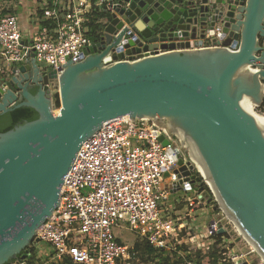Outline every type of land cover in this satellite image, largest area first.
<instances>
[{
	"label": "water",
	"instance_id": "95a60500",
	"mask_svg": "<svg viewBox=\"0 0 264 264\" xmlns=\"http://www.w3.org/2000/svg\"><path fill=\"white\" fill-rule=\"evenodd\" d=\"M103 12L100 40L59 77L43 72L34 52L9 75L0 72V112L38 113L0 133V264L39 242L81 143L118 117L164 124L264 259V129L249 109L264 102V0H119ZM207 33L211 45L199 46ZM109 50L117 62L103 67ZM56 78L55 114L49 82ZM186 165L182 175L199 182Z\"/></svg>",
	"mask_w": 264,
	"mask_h": 264
},
{
	"label": "built area",
	"instance_id": "2783aa9c",
	"mask_svg": "<svg viewBox=\"0 0 264 264\" xmlns=\"http://www.w3.org/2000/svg\"><path fill=\"white\" fill-rule=\"evenodd\" d=\"M111 1L119 4V0H41L39 26L26 42L17 16L1 14L2 73L8 75L13 66L27 63L34 52L43 72L55 70L59 77L68 61L83 60L84 49L96 43L87 36L88 16L107 9ZM211 38L207 33L201 46L211 45ZM113 52L101 59L103 67L117 62ZM160 53L157 49L142 56ZM49 88L58 95L57 78ZM57 111L53 104V112ZM186 163L164 124L143 118L107 120L81 143L63 179L60 203L35 236L53 249L59 264H129L130 246L115 234L122 225L157 252L178 259V264H202L203 259V264H259L247 258L252 246L250 251L239 248L246 239L238 228L236 235H229L230 219L223 211L222 220H201L207 210L219 208L218 200L194 165L190 174L196 171L199 182L182 175ZM218 223L223 233H218ZM8 264L34 262L24 257Z\"/></svg>",
	"mask_w": 264,
	"mask_h": 264
},
{
	"label": "trees",
	"instance_id": "16d2710c",
	"mask_svg": "<svg viewBox=\"0 0 264 264\" xmlns=\"http://www.w3.org/2000/svg\"><path fill=\"white\" fill-rule=\"evenodd\" d=\"M2 13L5 14L7 13V11H3ZM107 16L108 15L103 11H96V10H93L89 14L88 21L86 22V25L88 27L87 36L91 39L92 42H98L100 40L102 35L101 31H102L103 20H105ZM30 91L32 93H35L36 88L34 90L30 89ZM54 106L59 107L58 95H56ZM37 117H38L37 111L30 106H20L17 108H13L12 110H9L7 112H0V133L8 131L9 129L13 128L17 124L22 123L24 121H32ZM26 249H27V253L25 254V258L32 261L36 251L34 243H31ZM24 251L25 250L20 252L18 254V257L23 255ZM130 254L132 258L131 260H129V264H135L136 261L134 259L136 258L141 259V261H143L144 264H153V258L155 257H160L165 255L168 256V258L170 257L169 253L163 251L157 252L145 240H141L139 238H137L130 247ZM168 258L166 257V261L168 262V264H178L179 262L178 259L172 261L170 257L169 258L171 262L170 263L168 261L169 260ZM12 261L13 260H10L8 263ZM255 262L257 261L255 260ZM68 263L69 262H65V264ZM203 263H204V259L202 260V264ZM154 264H164V263L159 261V262H155Z\"/></svg>",
	"mask_w": 264,
	"mask_h": 264
},
{
	"label": "crops",
	"instance_id": "0c3cea01",
	"mask_svg": "<svg viewBox=\"0 0 264 264\" xmlns=\"http://www.w3.org/2000/svg\"><path fill=\"white\" fill-rule=\"evenodd\" d=\"M40 2L41 0H14V2H9L6 5V9H11V13H14L17 16L19 28L24 42L30 40L31 35L39 26L37 16L40 13ZM1 14L3 13L0 12V15ZM205 40L206 39L198 41L201 42L199 46L205 45ZM9 74L10 72L8 75ZM34 246L36 249L34 258L32 260L34 264H59L57 260L53 259V249L48 244L44 242H36L34 243Z\"/></svg>",
	"mask_w": 264,
	"mask_h": 264
},
{
	"label": "rangeland",
	"instance_id": "374dc122",
	"mask_svg": "<svg viewBox=\"0 0 264 264\" xmlns=\"http://www.w3.org/2000/svg\"><path fill=\"white\" fill-rule=\"evenodd\" d=\"M9 2H14V0H0V12H3V11H7V13H11V9H6V5L9 3ZM39 66H42L41 63H39ZM2 69V63L0 61V72ZM55 98H56V95H53V104H54V101H55ZM60 105V104H59ZM58 108V107H57ZM256 110L262 114H264V103L260 104L259 106L256 107ZM174 137V136H173ZM175 139V137H174ZM176 141V139H175ZM177 146L180 148V151H181V157L186 160L187 162L191 163L192 165H194L192 162H194L192 159L193 157L191 155H187L180 147V144L177 143ZM195 170V169H194ZM196 174H198L196 171H194ZM179 194V193H178ZM219 201L217 202V205H219ZM223 211L221 209V207L219 206V208H216L215 210L213 211H210V210H207L204 214V217L201 219L202 221H205L206 223H208L211 219H216V220H222V218H224V216L222 215V212ZM224 215L227 216L224 212ZM226 220V219H224ZM230 226H229V230H230V234L229 235H236V232L234 230L237 229V226L235 225V223L230 220ZM115 234L116 236L119 238V240L121 242H123L124 244L130 246L137 238L135 236V234L130 231L128 229V227L126 225H122L120 227H118L116 230H115ZM245 237V236H244ZM246 239V237H245ZM246 242L247 239H246ZM242 243V244H239V248H241V251H250L251 250V247L252 246L249 242L248 243ZM254 248V251L253 252H250L247 256V258L250 260V261H253V260H257V262L259 261V264H264V259L263 257H260V253L255 249L254 246H252ZM166 257L168 258V256H160V257H155L153 258V264L155 262H163L164 264H168V262L166 261ZM170 258V257H169ZM168 258V259H169ZM172 259V258H171ZM159 260V261H158ZM139 261V264H144L143 261H141V259H138ZM170 262V259L168 260ZM171 263V262H170ZM135 264H138L135 262Z\"/></svg>",
	"mask_w": 264,
	"mask_h": 264
},
{
	"label": "bare ground",
	"instance_id": "6f19581e",
	"mask_svg": "<svg viewBox=\"0 0 264 264\" xmlns=\"http://www.w3.org/2000/svg\"><path fill=\"white\" fill-rule=\"evenodd\" d=\"M244 69L247 70V71H250L253 74L261 72V71H258V69L252 68V67H249V66L244 67L242 70H244ZM259 74H261V73H259ZM261 93L264 94V85L262 86ZM256 107H257V105L255 103H253L249 109L252 112V114L255 117V119L257 120L258 124L264 129V114L258 112L256 110ZM192 163L194 164V162H192ZM196 169H197V171L200 172V174L202 175L204 181H206L210 186H213L211 181H210V179H209V177H208V175L202 169H200V168H196ZM213 190L215 191V194H216L217 199H218L219 198L218 193L216 192L215 188ZM243 236H245V235L243 234ZM255 249H256V247H255Z\"/></svg>",
	"mask_w": 264,
	"mask_h": 264
},
{
	"label": "flooded vegetation",
	"instance_id": "af4514ba",
	"mask_svg": "<svg viewBox=\"0 0 264 264\" xmlns=\"http://www.w3.org/2000/svg\"><path fill=\"white\" fill-rule=\"evenodd\" d=\"M30 89H33L34 90L35 88L34 87H30Z\"/></svg>",
	"mask_w": 264,
	"mask_h": 264
}]
</instances>
